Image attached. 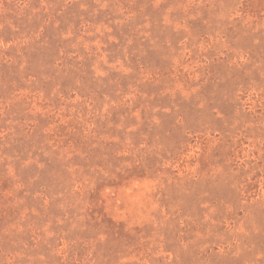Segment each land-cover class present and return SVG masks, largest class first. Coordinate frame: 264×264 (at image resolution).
I'll list each match as a JSON object with an SVG mask.
<instances>
[{
	"label": "rangeland",
	"instance_id": "374dc122",
	"mask_svg": "<svg viewBox=\"0 0 264 264\" xmlns=\"http://www.w3.org/2000/svg\"><path fill=\"white\" fill-rule=\"evenodd\" d=\"M0 264H264V0H0Z\"/></svg>",
	"mask_w": 264,
	"mask_h": 264
}]
</instances>
